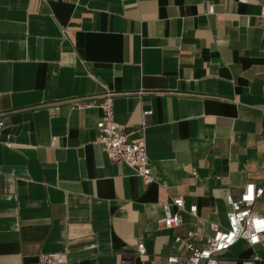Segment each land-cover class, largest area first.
Wrapping results in <instances>:
<instances>
[{"label": "crops", "instance_id": "crops-1", "mask_svg": "<svg viewBox=\"0 0 264 264\" xmlns=\"http://www.w3.org/2000/svg\"><path fill=\"white\" fill-rule=\"evenodd\" d=\"M261 1L0 0V264H166L175 235L225 227L256 189L264 217ZM106 88L151 183L96 141L102 111L76 108ZM170 199L197 212L159 229ZM262 244L218 264H264Z\"/></svg>", "mask_w": 264, "mask_h": 264}, {"label": "built area", "instance_id": "built-area-1", "mask_svg": "<svg viewBox=\"0 0 264 264\" xmlns=\"http://www.w3.org/2000/svg\"><path fill=\"white\" fill-rule=\"evenodd\" d=\"M243 2L245 0H236ZM213 12V7H208V13ZM260 19L264 20V1L260 5ZM115 93L106 88L100 96L86 99L76 104L78 110L99 108L102 117L96 123V141L106 151L113 162H121L129 166L134 173L145 183L154 180V173L149 164L147 149L143 143L129 140L124 128L114 120L113 99ZM150 111L144 112L148 114ZM5 127V121L0 115V137ZM11 147L9 137L2 143ZM50 146H54V139ZM262 189H256L242 201L232 202L226 212V226L221 227L214 222H208L212 233L202 235L194 230H188L184 237L175 235L174 241L178 243L177 253L164 256L166 264H218L220 255L231 248L239 240L244 241L249 247L261 245L264 237V217L251 211L252 202L262 195ZM162 216L158 220L159 229L174 230L182 225L180 212L187 211L194 216L197 212L196 205L187 209L183 199H170L161 205ZM136 254L146 257L147 252L143 243L136 245ZM67 261L61 254L41 255L39 264H66Z\"/></svg>", "mask_w": 264, "mask_h": 264}]
</instances>
